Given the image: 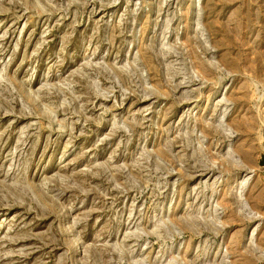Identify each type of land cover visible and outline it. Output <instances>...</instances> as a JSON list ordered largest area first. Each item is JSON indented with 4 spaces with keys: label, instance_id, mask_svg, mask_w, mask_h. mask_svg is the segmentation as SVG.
Listing matches in <instances>:
<instances>
[{
    "label": "rangeland",
    "instance_id": "rangeland-1",
    "mask_svg": "<svg viewBox=\"0 0 264 264\" xmlns=\"http://www.w3.org/2000/svg\"><path fill=\"white\" fill-rule=\"evenodd\" d=\"M0 264H264V0H0Z\"/></svg>",
    "mask_w": 264,
    "mask_h": 264
}]
</instances>
